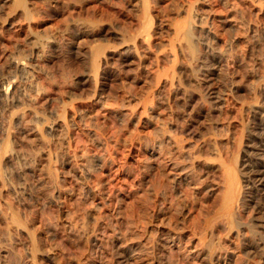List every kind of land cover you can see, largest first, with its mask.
Returning <instances> with one entry per match:
<instances>
[{
    "label": "bare ground",
    "instance_id": "6f19581e",
    "mask_svg": "<svg viewBox=\"0 0 264 264\" xmlns=\"http://www.w3.org/2000/svg\"><path fill=\"white\" fill-rule=\"evenodd\" d=\"M95 1L101 7L91 3L88 23L81 18L87 7L76 0L71 29L64 14L56 17L58 0H0V264H111L112 257L115 264H168L169 252L177 263L236 264L235 245L264 264V0ZM54 17L68 25L55 27ZM67 37L85 43L70 41L68 49L70 67L80 61L84 68L55 81ZM227 58L235 69L227 71ZM84 98L120 132L148 129L137 159L147 192L136 198L135 217L133 206L125 210L132 190L119 184L111 194L117 205L106 218L118 230L97 220L103 200L88 229L67 216L79 195L121 180L110 169L90 186L89 173L72 163L69 127L84 114ZM71 163L74 181L63 170ZM236 225L256 230L242 236Z\"/></svg>",
    "mask_w": 264,
    "mask_h": 264
},
{
    "label": "rangeland",
    "instance_id": "374dc122",
    "mask_svg": "<svg viewBox=\"0 0 264 264\" xmlns=\"http://www.w3.org/2000/svg\"><path fill=\"white\" fill-rule=\"evenodd\" d=\"M59 2V4L60 5H57V9H58V12L60 11L61 12V14H60V12H59V14L56 16V17H58L59 16V19H61V16L64 14V18H67V19H69L68 21H69V23H68V21H66L63 17V19L64 20H60L59 21V23H61V21H62V23L61 24H59V23H57V21H58V19H56V17H54V21H53V23L54 22H56L54 25H55V27L56 26H59V27H61L63 24H64V22H65V25H66V23H68L67 25L71 28L72 26H73V23H74V19H76L75 17H76V15L74 16V14H77L76 12V9H77V2H76V0L74 1V0H68L69 1V3H68V5H66L67 4V0H58ZM76 2V4L74 3V2ZM114 1H116L117 3L116 4H118V3H121V2H123L122 0H114ZM89 2V3H88ZM96 1L95 0H83V2L81 3V4H83L82 6H83V8L84 7H87L86 9H87V11H86V9L84 8V9H82V12H83V14H82V16H81V18H82V20L85 18V22H90V17H88V15L89 14H91V13H89V12H92L91 10V6L93 5L94 6V4H97V5H95L93 8L94 9H99L100 7H101V5H99L98 4V2L97 3H95ZM75 4V6H74V4ZM85 3H87V4H85ZM91 3H92V5H91ZM72 6H70V5ZM85 4V5H84ZM65 6V7H64ZM67 6V7H66ZM70 6V7H69ZM62 8V9H61ZM69 8V11L70 12H68L67 11V9ZM88 8H89V10H88ZM75 9V10H74ZM91 9V10H90ZM65 10V11H64ZM72 10V11H71ZM50 11V12H49ZM51 11H53V8H52V10L50 9V8H48V11L46 12V14L45 15H48L49 13H51L50 14V16L52 15V12ZM63 11V12H62ZM75 13H74V12ZM101 11V10H100ZM100 11H98L97 12V18L100 20H102V19H106L107 17H106V12L105 13H101ZM102 12H103V10H102ZM67 13V14H66ZM69 13H74L73 15H72V17H71V14L69 15L70 16V18L67 16ZM101 13V14H100ZM66 14V15H65ZM43 15H44V13H43ZM99 15H100V17H99ZM67 16V17H66ZM101 16H102V18H101ZM71 19H73L72 21H71ZM84 21V20H83ZM87 24V23H86ZM61 25V26H60ZM66 25V26H67ZM54 26H52V28H55ZM62 27H64V25L62 26ZM72 29V28H71ZM66 41H64V42H62L61 43V45L62 46H60V48H59V51H58V53H57V55H56V63L58 64V66H57V68H56V71H53V73H52V77H53V79L55 80V81H58V79H59V81L60 80H63V79H67L68 77H70L71 78V76L74 74L73 73V70L75 71V72H77L76 71V69L77 70H83V68H84V62H78L79 64H80V66H79V64L77 63V61L75 62L76 64H78V66L77 65H73L72 67H70V65L68 64V62H69V59L68 58H72L71 56H70V54H69V43H70V41L72 42V41H74V42H77L78 41V43L80 44H78V46H81V47H83V46H85V43H83L82 41H79V40H77V39H71V37L69 38V37H67V39H65ZM83 43V44H82ZM77 44V43H76ZM82 44V45H81ZM62 47V48H61ZM113 58H114V60L112 59L111 60V62L113 61L114 63H115V65H117V60H116V57L115 56H113ZM66 63V64H65ZM114 63H113V65H114ZM61 64V65H60ZM82 64V65H81ZM224 64H225V66H226V68H228L227 69V71H231V70H233V69H235V64H234V62L231 60V58H227L225 61H224ZM114 65V66H115ZM73 67H75V68H73ZM77 67V68H76ZM80 67V68H79ZM72 69V70H71ZM242 72L243 70H244V68L242 67V66H238V68H237V71H238V73L240 72V71ZM240 72V73H241ZM56 73V74H55ZM72 73V74H71ZM68 75V76H67ZM41 78V81H43V76H41L40 77ZM238 79V78H237ZM84 90V89H83ZM244 91H246V86H244V84H241V92L243 93ZM84 92V93H83ZM86 90L85 91H81V93H82V95L84 94V95H86ZM118 95L120 94L119 92H116ZM115 93V94H116ZM245 93V92H244ZM83 95V96H84ZM85 97V96H84ZM109 101H111V100H109ZM55 104V103H54ZM79 108H80V110H83V112H84V114L81 116V118L79 119V120H76L73 124H71L70 125V127H69V144H68V151L70 152V153H72V154H74L76 157H75V160H73L72 161V163L74 162L75 163V168H76V165H77V167L78 168H80L81 169V167H82V171H83V169L85 170V171H87V173H89V175H87L86 177H85V183L86 184H89V183H91V185L90 186H92L94 183H92L93 181L95 182V180H96V182L99 180V179H102L103 180V178H104V173L105 172H107V171H109L110 169L112 170H110V175L111 174H113V173H117L118 174V176H119V179H121V180H119V181H111L109 184H107V183H105L104 181H102V184H101V186H99L98 188H99V190H100V192L99 193H96V191H94V193L92 194V192H88V193H86L88 196H86L85 195V193H82L81 194V196L79 195L78 197H79V199H78V201H77V199H76V201H74V202H76V203H72V204H70L69 206V209L71 208V211H70V213L67 215V216H69L71 219H69V217H66L67 219H69V220H72L71 222H75L76 223V225L77 226H79V229H81V230H83V229H88V228H90L92 225H93V221L94 220H92L89 216L90 215H93V213L95 212V213H97V214H99L100 212V217L102 216V217H104L105 219H107V220H105L104 218H102L101 217V219H99L100 217H99V215H97V214H95L94 216L96 217V215H97V220L100 222L101 221V224L102 225H104L105 223H109L108 224V227L110 228H112V229H116V230H118V228L116 227V226H114L112 223H114V218H112L111 217V219L110 218H108V217H110V216H114L113 214V211H111L112 210V208L113 207H115L116 205H117V201L116 200H114L115 198V196H112L114 193H115V191L116 190H118V186H119V184L120 185H122V186H120V188L121 189H123V190H125V191H127L128 192V190L130 191V190H132V192L130 191L129 193L130 194H128L129 196H127L128 198H125V200L124 201H130V202H132V203H128V202H126V203H128L127 204V206H126V204H125V210H126V208L127 209H129L130 210V205L131 206H133V209H134V213L130 210V212H132V213H129V210L128 211H124L123 210V212H125V213H127V214H125V213H123V214H125V215H127L128 216V214H130V216H131V214L133 215V217H135V209H137V207H139L140 206V201L139 200H141L142 198L141 197H143L144 198V196L146 195V194H144V193H146L147 191H146V189H147V185L143 182V179H139L141 176V174H142V171H141V168H140V165H139V161L137 160L138 159V156H140L141 155V153H140V151H143L142 150V143H143V141L142 140H144L145 138L147 139L148 137L147 136H149L148 134V129H147V127H145L143 124H138V126H137V129H134V131L135 132H133V131H131V132H133V134L129 131V129L131 130V128H126V127H124V129H122L123 131L122 132H120L121 131V128H123V126H121V125H116L115 123H113L110 119H107V120H102V117H101V114H100V112L101 111H99L98 110V108H96L95 106H91L90 105V103L84 98L80 103H79ZM87 111V112H86ZM86 115V116H85ZM91 115V116H90ZM88 118V119H87ZM110 120V121H109ZM112 122V123H111ZM115 124V125H114ZM73 125V126H72ZM120 126V128H117L118 130V133L116 132V127H114V126ZM141 125V126H140ZM143 125V126H142ZM82 126H84V127H86V128H89L90 129V133H84V132H82L81 131V127ZM141 128H140V127ZM91 127V128H90ZM139 127V128H138ZM143 127V128H142ZM195 127V128H194ZM197 125H194L193 126V128L191 127V130L193 129V130H196L197 128ZM207 127H208V124H207ZM114 128V129H113ZM126 128V129H125ZM145 128L147 129V130H145ZM93 129V130H92ZM139 129H143V130H139ZM111 130H113V131H111ZM120 130V131H119ZM129 131V134H131V135H129L128 134V131ZM133 130V129H132ZM138 130V131H137ZM202 130H203V132H202ZM209 130H211V129H209ZM116 132V134H119V135H116L115 134V132ZM144 131H146V132H144ZM197 131H199L200 132V134L201 133H203V134H205V135H207L208 133H207V130H204V128L202 129H200L199 127H198V129H197ZM114 132V133H113ZM143 132V133H142ZM204 132H206V133H204ZM113 133V134H112ZM126 133V135H127V139H132V136H136L135 138H133L132 140H126V135H124ZM145 133L147 134L146 135V137H145ZM115 134V135H114ZM121 134V135H120ZM94 135V136H93ZM113 135V136H112ZM123 135V137L122 138H125L124 140H122V138H121V136ZM114 136H119V137H114ZM138 136L140 137V138H138ZM87 137V138H86ZM113 137V138H112ZM129 137V138H128ZM131 137V138H130ZM115 138V139H114ZM138 138V139H137ZM140 139H141V141H140ZM118 140V141H117ZM116 141H117V143H116ZM122 141H124V143H129L128 145L129 146H127V145H124L123 144V142ZM126 141H128V142H126ZM140 141V142H139ZM120 142V143H119ZM140 143V144H139ZM117 144H118V147H116L117 146ZM123 144V145H122ZM86 145V146H85ZM134 146V147H133ZM136 146V147H135ZM139 146V147H138ZM113 147H114V149H113ZM116 147V148H115ZM111 148V149H110ZM129 148V149H128ZM113 149V150H112ZM115 149L116 150H118V152L117 151H115ZM140 149V150H139ZM83 150V151H82ZM109 150V151H108ZM128 151V152H127ZM132 152V154L130 155V153L129 152ZM136 151H139V152H136ZM117 152V153H116ZM127 154H126V153ZM136 152V153H135ZM80 153V154H79ZM135 153V154H134ZM84 154V155H83ZM107 154H108V156L110 157H107ZM110 154V155H109ZM120 154V155H119ZM124 154V155H123ZM139 154V155H138ZM137 155V156H136ZM107 157V158H106ZM126 157V158H125ZM135 157H137V158H135ZM57 158H60L59 157V155H57ZM98 158V159H97ZM134 158V159H133ZM96 159V160H95ZM111 159V161H108V160H110ZM117 159H118V161H117ZM127 159V160H126ZM105 160V161H104ZM114 162H113V161ZM134 160H137L138 161V163H137V161H134ZM59 161V162H58ZM57 161V163H58V166L61 168V164H60V159ZM102 162V163H100V162ZM108 161V162H107ZM116 161V162H115ZM81 162V163H80ZM95 162H97V163H95ZM113 164H112V163ZM69 164V165H72V166H69L68 164L66 165L65 164V166L63 167V170L64 171H66V173L67 172H69V171H71L72 173H67V176H68V179H70V181H74L75 180V176H74V178H72L73 177V169H74V164ZM100 163V164H99ZM110 163V164H109ZM122 163L124 164V166L122 165ZM128 163V164H127ZM136 163V164H135ZM60 164V165H59ZM96 164H97V166H96ZM102 164V165H101ZM109 164V165H108ZM112 164V165H111ZM115 164V165H114ZM117 164V165H116ZM115 166V168L113 169V167ZM119 165V166H118ZM129 165V166H128ZM137 165V166H136ZM69 166V167H68ZM111 166V167H110ZM130 166H132V167H130ZM68 168V170H67V168ZM84 167V168H83ZM86 167H87V169H89V170H87L86 169ZM120 167H121V169H120ZM125 167V168H124ZM130 167V168H129ZM134 167H138V168H136V170H135V168ZM73 168V169H72ZM92 168V169H91ZM123 168V169H122ZM126 168H128V169H126ZM73 171H72V170ZM131 169V170H130ZM137 169H138V171H137ZM115 170H116V172H115ZM128 170H130V171H128ZM114 171V172H113ZM124 171H125V173H124ZM133 171V172H132ZM138 172L137 173V175H136V173H134V172ZM101 172V173H100ZM128 173V175H126L127 173ZM131 172H132V175H131ZM130 173V174H129ZM139 173H140V175H139ZM124 174V175H123ZM136 176H135V175ZM69 175H71V177H69ZM86 175V174H85ZM131 175V176H130ZM139 175V176H138ZM98 176V177H97ZM96 177V178H95ZM127 177V178H126ZM132 177H134V178H132ZM135 177H137V179L135 178ZM142 178V177H141ZM72 179V180H71ZM88 179H91L90 181H88L87 182V180ZM95 179V180H94ZM135 180V181H134ZM123 181H127L126 183L125 182H123ZM128 181H130V186H129V182ZM142 181V182H141ZM96 182H95V185H96ZM112 182H113V184L114 185H112ZM114 182H117V183H114ZM122 182V183H121ZM140 182V183H139ZM123 183H125V184H123ZM128 183V184H127ZM138 183V184H137ZM141 183H144V184H142L141 185V187H140V184ZM105 184V185H104ZM131 184L133 185L132 186V188H131ZM94 185V186H95ZM113 187H112V186ZM117 187H116V186ZM126 187H124V186ZM136 185H139V187L138 186H136ZM128 187V188H127ZM130 187V188H129ZM136 187H138V189H136ZM146 187V188H145ZM115 188V189H114ZM141 188V189H140ZM113 189V190H112ZM112 190V191H111ZM136 190V191H135ZM140 191H143L142 193H143V195H142V193L140 192ZM146 191V192H145ZM112 192V193H111ZM132 193H134V194H132ZM139 193V194H138ZM140 193H141V195H140ZM99 194V195H98ZM101 194V195H100ZM112 194V195H111ZM94 195V196H93ZM112 197H111V196ZM138 195V196H137ZM86 196V197H85ZM89 196H91V197H89ZM100 196V197H99ZM132 197V199L134 200V201H136V202H134L132 199H131V197ZM136 196V197H135ZM140 196V197H139ZM77 197V198H78ZM89 197V198H88ZM92 197H94L93 199H92ZM97 197V198H96ZM101 197H103L102 199H101ZM88 198V199H87ZM91 198V199H90ZM105 198V199H104ZM111 198V199H110ZM114 198V199H113ZM136 198H138L139 200H137ZM96 199V200H95ZM97 199H99V201H97ZM100 199H101V201H100ZM107 199H108V201L109 202H107ZM113 199V200H112ZM91 200V201H90ZM107 204H105L103 201ZM132 200V201H131ZM97 201V202H96ZM112 201V202H111ZM93 202V203H92ZM94 202H95V204H94ZM99 202H103V204L105 205H99ZM133 202L135 203V204H133ZM138 202H139V204H138ZM78 203V204H77ZM123 203H125V202H123ZM75 204V205H74ZM115 204V205H114ZM71 205H72V207H71ZM90 205H92L91 207H90ZM95 205H96V207H95ZM114 205V206H113ZM129 205V206H128ZM136 205H137V207H136ZM74 206V207H73ZM75 206H77L76 208H75ZM80 206V207H79ZM99 206H101L102 208V210H100V208H99ZM103 206H104V208H103ZM108 206H110V207H108ZM129 207V208H128ZM135 207V208H134ZM75 209V210H72V209ZM82 208V209H81ZM87 208V209H86ZM89 208V209H88ZM94 208V209H93ZM95 208H97L96 210H95ZM99 208V209H98ZM111 208V209H110ZM95 210V211H93V210ZM91 210V211H90ZM97 210H100V212L99 211H97ZM108 210H109V214H108ZM74 211V212H73ZM97 211V212H96ZM55 212V211H54ZM87 212V214H85L84 215V213H86ZM92 212V213H91ZM102 212L104 213V214H106V212H107V214L106 215H104V214H102ZM59 215V214H57V212H55L53 215L54 216H56V215ZM111 214V215H110ZM123 214H122V216H123ZM125 215H124V217H125ZM142 215V214H141ZM87 216V217H86ZM106 216H108L107 218H106ZM126 216V218H124V222H125V219H127L128 217ZM129 216V217H130ZM137 216H138V214H137ZM59 218H60V216H57L56 218H55V220L57 221V222H60V221H58L59 220ZM64 217H61L60 219H62V220H64L63 219ZM77 218V219H76ZM88 218V219H87ZM90 218V219H89ZM131 218H132V216H131ZM102 219H104V220H102ZM111 220V222H110V220ZM88 220H91V221H88ZM78 221V222H77ZM64 222V221H63ZM74 222L72 223V224H74ZM102 222H104V224L102 223ZM82 223V224H81ZM92 223V224H91ZM61 224H64V223H62L61 222ZM80 224V225H79ZM91 224V225H90ZM110 224H111V226H110ZM88 225L90 226V227H88ZM102 225H100L101 227H102ZM114 226V227H113ZM242 226V227H241ZM236 227V228H235ZM234 227V230H236V229H238V228H240L241 227V233H242V236H243V234L244 235H247V236H249V235H251L252 233L250 232L252 229H254V230H256L255 229V226L254 227H249V226H247V225H236ZM83 228V229H82ZM154 228V227H153ZM243 228H245V229H243ZM152 228H147L146 230H145V232L146 233H144V235H146V236H148V237H152V238H154V236L156 235L155 234V230H153V232H152V230H151ZM258 229H260V228H257V230ZM150 230H151V232H150ZM148 231V232H147ZM246 232H248V233H246ZM151 233V234H150ZM155 234V235H154ZM249 234V235H248ZM149 235H153V236H149ZM236 241V240H235ZM239 242V241H238ZM74 248V247H73ZM141 250H143V249H141ZM140 250V251H141ZM232 250V251H231ZM94 251V250H93ZM92 251V254L94 255V252ZM230 251L232 252V255H233V261H234V258H235V261L234 262H236V264H253V258H255V257H247L246 256V254L244 253V252H242L241 251V249H239V245H235V247H234V249H233V247L231 246L230 247ZM239 252H242V253H239ZM237 253V254H236ZM172 254V253H171ZM170 254V252L169 253H167L166 254V256L168 257H166V259H167V261L168 260H170V261H168V264H184V263H182L181 261H179V263H177L176 262V259H175V257H172V256H168V255H171ZM243 254V255H242ZM237 255V256H236ZM96 256H97V253H96ZM174 256V255H173ZM242 256V257H241ZM170 258V259H169ZM242 258V259H241ZM248 259V260H247ZM239 261V262H238ZM247 261V262H246ZM112 262H114V264L116 263V257H112L111 258V264H113ZM176 262V263H175ZM183 262H185V261H183ZM233 262V263H234ZM252 262V263H251ZM185 264H186V262H185Z\"/></svg>",
    "mask_w": 264,
    "mask_h": 264
}]
</instances>
